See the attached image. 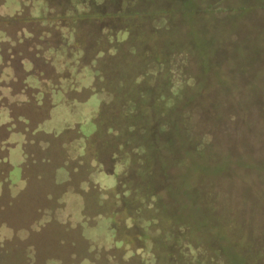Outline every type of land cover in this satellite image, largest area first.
Instances as JSON below:
<instances>
[{
  "label": "rangeland",
  "instance_id": "374dc122",
  "mask_svg": "<svg viewBox=\"0 0 264 264\" xmlns=\"http://www.w3.org/2000/svg\"><path fill=\"white\" fill-rule=\"evenodd\" d=\"M28 2L0 0V264H264V0Z\"/></svg>",
  "mask_w": 264,
  "mask_h": 264
},
{
  "label": "trees",
  "instance_id": "16d2710c",
  "mask_svg": "<svg viewBox=\"0 0 264 264\" xmlns=\"http://www.w3.org/2000/svg\"><path fill=\"white\" fill-rule=\"evenodd\" d=\"M29 4H30V0H29V2H28ZM21 9V8H20ZM17 13V12H16ZM29 75H31V73L30 74H28L27 76H29ZM173 76H172V78H171V84H172V88H171V93L172 94H174V96L175 95H179V91L180 90H182V88L184 87V82H183V80L181 79V76H179V75H177V74H172ZM26 76V77H27ZM26 77L24 78V80L26 79ZM23 80V81H24ZM38 82L36 81V83H35V85H33V86H39L38 84H37ZM1 88V87H0ZM39 88V87H38ZM2 97V95H0V98ZM75 101H77V99H75V100H73L72 102H70V103H68V104H66L65 105V107L66 108H68V111L70 112V114L71 113H73L74 112V110H71V109H74V102ZM9 107V106H8ZM66 108L64 109V110H61V111H64V113H65V111H66ZM9 110L11 111V109L9 108ZM60 110L58 111V110H55L54 111V108H51L50 110H49V112H48V116H47V118L45 119V121H48L49 120V125L51 126V127H53V126H55L56 125V121L58 120H61V118H62V116L58 113V115H57V112H61ZM58 116H60L59 118H57ZM63 119H65V118H63ZM68 125H73V124H68ZM153 205H150V206H148V211H150L151 213L153 212ZM156 209V208H155ZM150 224H152V223H150ZM152 255L154 256V254L152 253Z\"/></svg>",
  "mask_w": 264,
  "mask_h": 264
},
{
  "label": "flooded vegetation",
  "instance_id": "af4514ba",
  "mask_svg": "<svg viewBox=\"0 0 264 264\" xmlns=\"http://www.w3.org/2000/svg\"><path fill=\"white\" fill-rule=\"evenodd\" d=\"M0 45H1V41H0ZM1 52V51H0ZM7 62V61H6ZM6 62H5V60H4V57H3V61L0 63V74L2 73V70L5 68V67H7L6 66ZM11 65H12V61H11ZM12 67H13V65H12ZM24 69V68H23ZM13 78H14V76H15V69H14V67H13ZM24 71V70H23ZM11 83V82H10ZM8 84V86L9 87H11V84ZM3 86H7V85H5V84H3L1 87H3ZM6 100V99H5ZM2 102L4 103V100H2ZM0 130H2V129H0ZM4 132H5V134H6V136L3 138V140L4 139H6L7 138V133H6V131L5 130H3Z\"/></svg>",
  "mask_w": 264,
  "mask_h": 264
}]
</instances>
